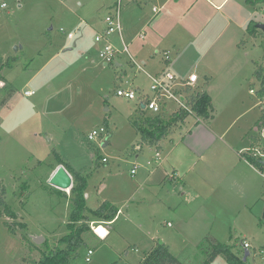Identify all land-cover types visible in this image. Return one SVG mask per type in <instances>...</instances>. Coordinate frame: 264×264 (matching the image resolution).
I'll list each match as a JSON object with an SVG mask.
<instances>
[{
	"label": "rangeland",
	"instance_id": "obj_1",
	"mask_svg": "<svg viewBox=\"0 0 264 264\" xmlns=\"http://www.w3.org/2000/svg\"><path fill=\"white\" fill-rule=\"evenodd\" d=\"M116 1L104 0L106 5ZM2 2L6 8L0 7V59L9 60V65L3 70V81H0V180L6 190L4 202L16 219L0 218V264H33L43 252L58 246V241L68 233L70 191H58L48 183L52 171L58 166L55 154L65 163L82 170L81 176L86 179L90 195L88 200L84 198L86 206L96 205L93 195L97 194L96 188L100 185V193L96 195L100 199L119 193L121 179H116L115 175L131 179L130 170L135 157L133 147L142 145L143 141L138 136L137 142H133L131 135L130 121L134 114H138L137 99L127 101L117 97L116 91L131 89L138 96L136 87H141L145 94H149L151 82L134 71L133 61H137L132 58L130 48L125 49L118 42L117 34L110 38V44L119 51L116 61L121 62L122 67L115 63L104 67L98 58L102 43H96L95 36L102 27L94 30L90 25L81 27L79 24L89 15H92L90 19L104 20L108 9L95 12L100 0L91 2L93 7L88 15L80 10L72 22L57 0H0V4ZM121 3L123 6L125 0ZM260 10L262 12L256 18L264 23V4L259 5L257 11ZM69 32H74L75 38L66 44ZM260 36L250 43L252 57L257 59L259 55L264 57V34ZM116 39L117 45L114 43ZM74 42L77 43L75 47ZM257 63V66L264 67V59ZM133 72L137 76L135 79ZM10 90H13L11 96ZM26 91L34 94L26 97ZM166 102L169 111L175 110L172 101ZM145 115L154 116L150 111H145ZM101 127L111 133L107 139L110 144L106 146L103 145L105 138L87 139L92 130ZM185 130L186 127L181 131L177 129L160 139V143L165 148L175 144ZM143 148L142 163L149 164L144 169L138 165L137 177L156 169L158 164L153 160L155 151L151 146ZM103 157L107 163L102 162ZM167 183L181 185L179 180L173 183L166 180ZM262 204L258 203L248 211L237 207L218 209V213H226V219L221 215L215 222L189 216L183 224L172 213L158 212L152 224L155 243L161 237L168 242L177 237L176 244L172 245L174 257L182 264H201L206 259L204 244L199 245L202 254L199 247H195L200 235L215 236L217 242L229 245L231 251L240 256L245 251L242 241H246L250 244L246 250L250 253L248 263L264 264ZM239 212L232 219V213ZM4 222L13 233H9ZM143 227L146 228L145 224L133 219L127 221L121 216L111 227L109 239L102 244L94 232L104 237L106 230L96 226L93 231L90 227L91 231L84 236L85 244L70 264L140 263L147 249L146 242L142 243L144 237L139 233ZM99 228L101 233L97 232ZM41 234L48 238L53 236L47 241L39 236ZM40 238L41 242H34ZM136 242L141 247L134 253L131 248ZM183 242H187V247L181 249ZM88 249L93 250V255L87 263ZM224 262V258L218 256L209 264Z\"/></svg>",
	"mask_w": 264,
	"mask_h": 264
},
{
	"label": "crops",
	"instance_id": "obj_2",
	"mask_svg": "<svg viewBox=\"0 0 264 264\" xmlns=\"http://www.w3.org/2000/svg\"><path fill=\"white\" fill-rule=\"evenodd\" d=\"M57 1L67 11L66 17L72 22L80 10L88 15L87 12L93 7L91 2L95 0ZM121 1L106 5L104 0H100L95 12L102 9L110 12L120 2L121 31L117 34L118 42L126 49L130 48L132 58L143 64L138 75L151 82L155 75L164 70L183 80L195 74L196 83L189 92L192 95L207 93L211 99L212 117L204 121L189 114L163 137L186 127L185 134L166 148L160 141L155 145L139 143L140 145L133 147L132 154L135 157L132 169L135 168V173L131 174L132 169L130 170L131 179L115 175L116 179H121L120 192L100 199L96 196L100 193V185L96 188L97 194L93 195L96 205L86 206L88 210L94 211L103 202H107L117 209L111 222L90 218L92 230L96 226H102L106 230L104 237L94 233L98 241L105 243L112 234L111 227L124 216L127 221L133 219L145 224L146 228L143 227V231L139 232L140 237H144L142 243L146 242L145 256L157 244L152 224L157 219L158 212L172 213L183 224L188 221L189 216L215 222L221 215V218L226 219V213H218V209L237 207L248 211L263 202L264 214V174L250 165L244 157L249 151L264 159V127H258L264 96H260L259 82L253 75L258 60H263L264 57H252L250 51L251 41L259 39L261 34L257 33L256 37L246 34L250 21L263 23L256 18L262 9L257 11L259 5L250 6L244 0H125L123 6ZM90 17L92 15L87 20L82 19L79 25H90L94 30L101 27L103 29V20ZM114 43H117V39ZM66 44H69V40ZM73 45L75 47L77 43L74 42ZM164 52L169 54L168 62L164 60ZM115 65L122 67L119 61ZM260 67L264 69L263 66ZM131 69L133 71L134 67ZM135 78L137 76L134 74L133 79ZM136 90L139 94L143 92L141 87H136ZM175 106V110L169 111L166 103L162 113L168 118L178 111L177 104ZM137 107L138 114H134L130 121L133 142H137L136 138L140 136L132 124L133 120L147 117L146 110L141 108L138 101ZM107 131L103 143L105 146L110 144L107 139L111 137L109 129ZM143 146H151L155 151L153 160L158 164L156 169L137 177L138 165L144 169L149 164L142 163ZM156 154H159V158ZM59 158L62 159L61 156ZM66 164L74 172L83 174L80 168ZM166 180L172 183L179 180L181 185L166 184ZM84 195L85 200H88L90 195L87 189ZM240 212L232 213V219ZM44 235L39 236L47 241L53 236L48 238ZM205 238L217 241L215 236L200 235V241L195 245L197 249L199 247V251ZM176 240L177 237H174L168 242L161 237L158 243L166 246L174 256L172 245L176 244ZM133 244L131 250L139 252L141 244ZM186 245L187 242H183L181 249L186 248ZM109 248L113 249L111 246ZM125 255L128 256V252Z\"/></svg>",
	"mask_w": 264,
	"mask_h": 264
},
{
	"label": "trees",
	"instance_id": "obj_3",
	"mask_svg": "<svg viewBox=\"0 0 264 264\" xmlns=\"http://www.w3.org/2000/svg\"><path fill=\"white\" fill-rule=\"evenodd\" d=\"M247 5L255 6L264 4V0H244ZM257 22L250 21L246 27V34L250 37H256V34H261L256 28ZM11 61V60H10ZM9 60L3 62L0 59V81H3L2 72L8 66ZM8 64V65H7ZM254 78L259 82L260 96H264V69L260 66H256L254 70ZM188 92V91H187ZM13 94V90H10L9 95ZM187 99L191 112L198 118L204 121L211 119V99L207 93L202 92L197 95L190 94ZM189 115L185 110H178L168 118L165 113L155 115L153 117L135 118L133 120V126L139 133L142 143L149 145L157 144L172 127L183 121ZM258 127H264V103L263 110L261 112L260 121ZM57 162L59 166H63L72 178L71 194V211L66 224L68 233L58 241V246L47 252H43L37 262L33 264H70L74 258H76L78 250L85 244L84 236L91 231L90 218L97 219L98 221L111 222L117 214V209L111 206L107 202H103L96 210L90 211L86 208L84 193L86 190V179L80 174L74 172L57 154ZM245 160L256 168L260 173H264L262 165V158L256 156L253 153H246ZM6 190L0 182V218L6 216L13 220L16 219V215L5 204L4 196ZM4 226L9 233H13L7 222H4ZM204 244L203 251L205 254V261L201 264L212 263L218 256L224 258L225 264H249L248 257L246 261L242 260V255L234 254L231 251V247L226 244H221L212 238H205L202 242ZM249 252V251H248ZM250 256V253H249ZM139 264H182L174 257L163 244L157 243L141 260Z\"/></svg>",
	"mask_w": 264,
	"mask_h": 264
},
{
	"label": "built area",
	"instance_id": "obj_4",
	"mask_svg": "<svg viewBox=\"0 0 264 264\" xmlns=\"http://www.w3.org/2000/svg\"><path fill=\"white\" fill-rule=\"evenodd\" d=\"M1 8H6L5 3L0 4ZM156 12V9H153ZM104 26L101 31H99L95 36L96 43H102L101 48L98 52V58L103 62L105 66L113 65L116 62V57L119 55V51L114 49L110 44V38L115 34H120V2L110 10L108 15L103 20ZM67 40L73 41L75 38L74 33H67ZM126 49V48H125ZM169 54L167 52L163 53L165 62L169 61ZM133 65L136 66L137 71H141L143 68L142 63L133 61ZM197 76L195 74L190 75L187 79H178L168 70H164L159 74L155 75L149 85V94L144 92L140 93L138 96L136 92L131 89L127 90H117L116 96L123 98L127 101L135 100L139 104L144 105L146 111H150L154 115L161 114L166 107V100L172 101L177 104L178 110H185L189 114H193L190 109L189 100L187 97L191 94L189 91L193 88L196 83ZM190 89V90H189ZM188 91V92H187ZM253 93V91H250ZM34 94L33 91L24 92V96L29 97ZM107 132L101 127L98 130H92L87 139L94 141L98 138L106 139ZM258 155L262 156L260 152H256ZM159 158V154H156ZM106 158H102V162L106 163ZM135 173V168L131 170V174ZM264 174V173H263ZM242 247L245 250L250 248V244L246 241H242ZM93 255V250L88 249L85 256V262H90L91 256ZM264 261V258H262Z\"/></svg>",
	"mask_w": 264,
	"mask_h": 264
},
{
	"label": "water",
	"instance_id": "obj_5",
	"mask_svg": "<svg viewBox=\"0 0 264 264\" xmlns=\"http://www.w3.org/2000/svg\"><path fill=\"white\" fill-rule=\"evenodd\" d=\"M256 28L264 34V23L257 24ZM141 108L144 109V105H141ZM262 165L264 168V159L262 160ZM48 183L50 186L62 192L70 191L72 188V178L63 166H58L50 177ZM41 241V238L34 240L35 243H39ZM247 257H249V252L245 250L242 260L246 261Z\"/></svg>",
	"mask_w": 264,
	"mask_h": 264
},
{
	"label": "bare ground",
	"instance_id": "obj_6",
	"mask_svg": "<svg viewBox=\"0 0 264 264\" xmlns=\"http://www.w3.org/2000/svg\"><path fill=\"white\" fill-rule=\"evenodd\" d=\"M97 232H100L101 233V229L99 228V229H97ZM95 233V232H94ZM96 234V233H95ZM103 234V233H102ZM97 235V234H96ZM98 236V235H97Z\"/></svg>",
	"mask_w": 264,
	"mask_h": 264
}]
</instances>
